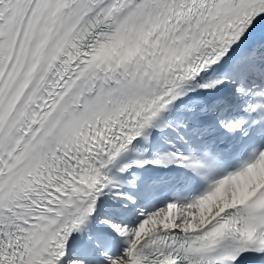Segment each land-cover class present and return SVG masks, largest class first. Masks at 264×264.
<instances>
[{
  "label": "snow or ice",
  "instance_id": "6c2138e0",
  "mask_svg": "<svg viewBox=\"0 0 264 264\" xmlns=\"http://www.w3.org/2000/svg\"><path fill=\"white\" fill-rule=\"evenodd\" d=\"M0 264H264V0H0Z\"/></svg>",
  "mask_w": 264,
  "mask_h": 264
}]
</instances>
